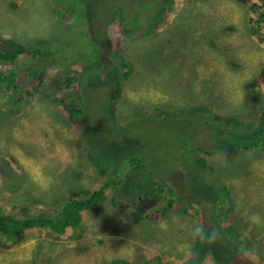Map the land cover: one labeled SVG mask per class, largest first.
I'll list each match as a JSON object with an SVG mask.
<instances>
[{
  "label": "rangeland",
  "instance_id": "374dc122",
  "mask_svg": "<svg viewBox=\"0 0 264 264\" xmlns=\"http://www.w3.org/2000/svg\"><path fill=\"white\" fill-rule=\"evenodd\" d=\"M165 2L0 0V47H8L4 37L28 46L48 40L46 61L23 54L15 69L25 73L41 63L50 73L43 87L57 93L72 77L82 84L84 106L83 130L36 97L26 115L4 123L2 211L24 218L17 200L28 198L57 214L75 189L124 178L108 196L122 209L107 200L87 213L79 241H1L0 264H103L117 257L133 264H183L195 256L200 264H264V145L224 153V134H249L260 126L250 82L264 68V45L252 34L248 9L236 0ZM166 9L172 12L165 19ZM121 13L124 33L116 43L113 24ZM116 49L133 66L129 77ZM261 87L256 85L259 93ZM222 115L241 117L245 125H224ZM198 146L213 153L192 150ZM200 156L210 165L193 167ZM146 179H155L158 188ZM168 201L191 208L166 212ZM156 210L162 218L135 216ZM200 214L209 218L205 230L225 236L213 241L202 234ZM222 242L233 251L229 256L220 253ZM83 243L88 250L78 252Z\"/></svg>",
  "mask_w": 264,
  "mask_h": 264
},
{
  "label": "trees",
  "instance_id": "16d2710c",
  "mask_svg": "<svg viewBox=\"0 0 264 264\" xmlns=\"http://www.w3.org/2000/svg\"><path fill=\"white\" fill-rule=\"evenodd\" d=\"M171 1L175 2L174 5H178L179 2H181L182 0H166L165 3L167 4V2ZM188 1L190 2V0ZM236 1L244 4L245 6L242 7L248 9V24L252 31V34L258 43L264 45V0ZM201 6L202 3L197 5L198 8H200ZM167 12L168 9H166L165 15L163 13V17H165V19L169 18L172 10H170V12L168 13ZM122 13L119 15V20L117 21L118 23L115 22L113 24L114 29L112 31V39L113 42L116 43H120L122 41V36L124 33L122 25L125 19ZM199 26H203V24L199 23ZM229 28L231 27L225 28L224 31ZM2 40L6 43L8 47H0V93H3V100L6 101L5 105H0V132L1 127L5 126L4 123L7 120L14 122V120L22 118L23 115H26L28 113L29 109H32L34 105L28 107L27 104H32L31 101L34 100L35 97L36 101L43 102V104H45L46 106L47 103H45L44 100H47L46 102L52 103L50 105L55 106L56 111L62 113V115L67 117V120L70 123L78 125L83 130V127L79 125L82 119L84 109L83 95L81 93V83L76 84L72 77H68L65 80L66 82L63 83V85H65V88L62 89V92L57 93L56 91H52V87H43L44 80L47 79V76H50V73L45 70V66H43L41 63H37L35 67H30L25 73H22V70L15 69L19 57L23 54L31 55L34 58H38L40 55L41 57H45H40V60L46 61L47 56H50L48 54L46 55L47 50L45 48L47 47L48 40L38 39L33 44H31V46L20 43L14 39H8L5 37L2 38ZM217 43H219V41H217ZM115 47L117 48V46ZM116 52L119 53L121 63L125 68L124 77H129L133 70V66H130V63L128 61H125L122 49H116ZM55 82L58 83L59 81L55 79ZM259 84H262L264 88V68H262L258 75L250 82V87L252 89V94H254V99L261 107V120L259 119L260 126L249 134L242 135L236 132H227L226 134H224L226 138L229 139V148L224 151L225 154H229L237 150H252L261 145H264V89L261 87L262 92L260 91L259 93V90L256 89V85ZM77 98L81 100V103L77 101ZM6 109L8 111H5ZM193 109L196 111H203V107L201 106H194ZM218 118L222 123H224V125H233L234 127L245 125L244 120L241 117L222 115ZM226 127L230 128V126H225L224 129H227ZM192 150L204 151L207 155L213 153L206 152L200 146H198L196 149L193 148ZM94 161L95 160L92 158L91 163L97 168ZM206 165L210 164H208L206 159L202 156L198 158L197 163L192 162L193 167H201ZM123 181V176H119L118 179L106 181L98 189L93 190L90 187H81L75 189L71 192V194L66 199L57 214L52 212L41 211L40 207L35 206V203L33 204L32 201L26 198L25 200H17L18 205H20L18 207L20 209V212H22L23 216H26L23 218L18 214L2 211L3 204L0 203V242L3 241L5 245L6 242L11 244L16 243L18 241H25L30 238L50 239V237L53 240L79 241L85 236V226L83 225V218L87 213H91L101 203L107 200H111V203L113 205L118 206L114 198L108 196L111 192V189L116 190L115 192L119 191L120 187H122ZM146 184L158 188L156 187L157 181L155 179H146ZM226 198H229L230 205L232 206L233 204L230 196L226 195ZM55 204L59 205V200H56ZM173 204V201H168L167 204L163 206V209L167 212L168 209L180 205H183L180 210L187 211L191 208V206H186L184 203H177L175 205ZM118 208L121 207L118 206ZM158 211L159 210H156L152 213L145 215L136 214L135 216H137L138 219L162 218L161 215H158L160 214ZM218 214L219 212L215 211L213 216L216 217L218 216ZM200 215L201 217L198 216L197 222H200V224L203 225L202 234H206V236L211 235L214 239H210H212L213 241L216 240L218 237L225 236L223 231L221 232V234H219L217 232L205 230L207 228L205 222L206 220H209V218H207V216L203 214ZM218 217L220 218V220H223L221 219V216ZM30 233H32L31 236L29 235ZM83 244L84 245H82V247L78 246L76 248L78 252H84L88 250V245H85V243ZM220 246L221 248L219 250L222 251L220 252L222 255L227 254L229 256V252H233L232 250H230V248H228L229 252H227L225 250L223 242L220 244ZM193 250L199 252L196 246L193 247ZM196 251H193V253L197 254ZM234 252H236V249L234 250ZM205 253L209 255L208 253L210 252L207 251ZM202 255L203 254L200 253L198 257L202 258ZM210 255L212 256V258H216L214 257L212 252L210 253ZM195 257L187 258L183 264H200L201 259L197 260L195 259ZM246 263L255 264L257 263V261L249 260ZM103 264H133V262L128 259H122L121 257H117L106 261Z\"/></svg>",
  "mask_w": 264,
  "mask_h": 264
},
{
  "label": "bare ground",
  "instance_id": "6f19581e",
  "mask_svg": "<svg viewBox=\"0 0 264 264\" xmlns=\"http://www.w3.org/2000/svg\"><path fill=\"white\" fill-rule=\"evenodd\" d=\"M10 168V167H9ZM11 169V168H10ZM2 174V173H1ZM22 175V174H21ZM4 176V175H3ZM14 179V178H13ZM24 179V178H23ZM5 185V184H4ZM17 187H18V185H17Z\"/></svg>",
  "mask_w": 264,
  "mask_h": 264
}]
</instances>
